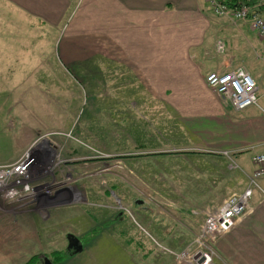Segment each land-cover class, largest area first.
Instances as JSON below:
<instances>
[{
    "label": "rangeland",
    "instance_id": "obj_1",
    "mask_svg": "<svg viewBox=\"0 0 264 264\" xmlns=\"http://www.w3.org/2000/svg\"><path fill=\"white\" fill-rule=\"evenodd\" d=\"M259 4L263 8L264 0ZM5 7L0 0V158L9 165L31 151L40 159L24 181L39 188L38 197L17 203L29 192L28 185H18L13 197L0 193V206L13 204L9 209L20 214L36 211L41 220L51 214L39 221V251L20 264H45L43 257L51 264L66 261L68 232L91 262L92 246L107 238L124 254L121 264H197L190 256L206 251L195 243L204 220L240 191L250 172L230 161L232 170L242 172L238 178L224 159L178 151L180 117L159 96L164 91L118 87L105 59H78L91 55L86 52L93 46L73 50L75 60L68 64L63 47L77 43L64 42L61 26L36 23ZM234 21L227 22L229 34L222 37L235 64L219 67L227 52L216 50L217 67L204 71L205 85L214 91L206 83L209 72L242 67L264 91V43L258 50L262 58L250 56L251 45L232 34ZM168 229L175 235L161 232ZM215 241L205 239L214 248ZM183 250L189 257L177 256ZM220 261L218 254L210 264Z\"/></svg>",
    "mask_w": 264,
    "mask_h": 264
},
{
    "label": "crops",
    "instance_id": "obj_2",
    "mask_svg": "<svg viewBox=\"0 0 264 264\" xmlns=\"http://www.w3.org/2000/svg\"><path fill=\"white\" fill-rule=\"evenodd\" d=\"M2 4L4 9L21 12L36 23L61 26L64 42L77 43L75 48L63 47L68 64L71 65V58L75 60L73 54L77 51L73 50L93 46L96 49L86 52L91 55L78 59H105L118 87L139 84L143 89L164 91L159 96L176 108L180 117L183 141L176 148L178 151L221 158L228 167L233 160L243 167L239 165L241 171L253 170L251 155L264 150V95L259 105L238 111L222 104L205 85L203 73L207 67H214L216 50L227 52L219 67L235 64V59L228 57V40L222 37L228 36L227 22L233 19L213 17L207 0H2ZM260 10L264 17V7ZM234 22L232 34L240 35V42L251 45L247 50L250 56L262 58L258 51L260 43H264L262 38L247 22ZM131 79L135 81L124 85ZM6 163L7 159L0 158V164ZM230 167L234 176L242 175ZM261 185L264 191V177ZM2 206L0 264H20L23 256L27 260L39 251V221H47L51 214L41 220L36 211L20 214L9 209L13 204ZM168 230L161 232L175 235ZM92 247L93 262L85 256L82 246L75 254L66 247V261L61 264H121L124 254L111 240L101 238ZM215 249L221 258L219 264H264L263 193L256 192L232 228L218 235ZM44 258L48 259L43 257L42 261Z\"/></svg>",
    "mask_w": 264,
    "mask_h": 264
},
{
    "label": "built area",
    "instance_id": "obj_3",
    "mask_svg": "<svg viewBox=\"0 0 264 264\" xmlns=\"http://www.w3.org/2000/svg\"><path fill=\"white\" fill-rule=\"evenodd\" d=\"M207 2L215 15L247 22L264 41V17L260 10V4H250L244 0L234 6H229L220 0H207ZM206 83L213 88L219 98L238 111L259 105V99L264 95V91H260V87L251 73L242 67H236L223 73L209 72L206 75ZM28 156L27 151L15 163L0 165V187H5L0 190V193L7 197H13L15 195L13 188L23 185L19 182L13 183V185L17 184L14 187L9 184L14 181L13 177L18 178L24 172V164ZM251 160L255 166L252 172L247 175L246 186L241 191L229 196L214 214L204 220L203 234L195 240V243L205 248L206 251H198L190 256L197 264H210L213 257L218 255L213 245H208L205 239H217L218 235L230 230L237 218L241 217L248 209L255 189L264 194L260 183L264 177V150L254 152ZM231 162L234 167H239L233 160ZM158 247L160 250L164 248L160 244ZM177 256L179 258L189 257L185 250L178 252ZM201 257H203V261L199 263Z\"/></svg>",
    "mask_w": 264,
    "mask_h": 264
},
{
    "label": "bare ground",
    "instance_id": "obj_4",
    "mask_svg": "<svg viewBox=\"0 0 264 264\" xmlns=\"http://www.w3.org/2000/svg\"><path fill=\"white\" fill-rule=\"evenodd\" d=\"M28 154H29V156H28V158H27V160H26V162L24 164V167H25L24 172L16 180L10 182L13 187L17 185V184L16 185H13V183H18V182L21 183V184H26V185L29 186L28 183H25L24 182L25 181V178H27L29 174L30 175L32 174L31 173V170L33 168H35V166L37 164H39L40 157L37 156L35 153H34V156H33L31 154V151H29ZM15 181H17V182H15ZM3 187H0V190H2ZM36 189L39 190V188H34V187H30L29 186L28 187V190H29L28 194L25 197H20V198L16 199L17 203H19L20 200H25L26 201L28 199H30L31 201H33V198L38 197V195L36 196Z\"/></svg>",
    "mask_w": 264,
    "mask_h": 264
},
{
    "label": "water",
    "instance_id": "obj_5",
    "mask_svg": "<svg viewBox=\"0 0 264 264\" xmlns=\"http://www.w3.org/2000/svg\"><path fill=\"white\" fill-rule=\"evenodd\" d=\"M135 202L142 203L140 199L136 200ZM67 241H68L67 249L71 251V253L75 254L81 251L82 245L80 244L79 239L77 237H75L72 234H67ZM202 261H203V257H201L198 262L201 263ZM43 262L45 264H51L47 258H44Z\"/></svg>",
    "mask_w": 264,
    "mask_h": 264
},
{
    "label": "trees",
    "instance_id": "obj_6",
    "mask_svg": "<svg viewBox=\"0 0 264 264\" xmlns=\"http://www.w3.org/2000/svg\"><path fill=\"white\" fill-rule=\"evenodd\" d=\"M226 4H228L229 6H234V5H237L239 2L243 1V0H220ZM250 4H259V0H244ZM260 8L262 7L261 4L259 5ZM247 184V179H246V182L244 184V186L240 189V191L246 186Z\"/></svg>",
    "mask_w": 264,
    "mask_h": 264
}]
</instances>
